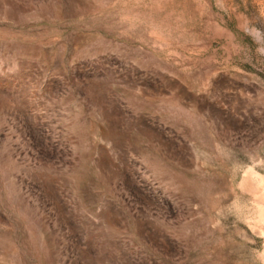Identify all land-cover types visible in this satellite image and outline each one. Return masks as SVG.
Here are the masks:
<instances>
[{
  "label": "rangeland",
  "instance_id": "374dc122",
  "mask_svg": "<svg viewBox=\"0 0 264 264\" xmlns=\"http://www.w3.org/2000/svg\"><path fill=\"white\" fill-rule=\"evenodd\" d=\"M0 264H264V0H0Z\"/></svg>",
  "mask_w": 264,
  "mask_h": 264
}]
</instances>
